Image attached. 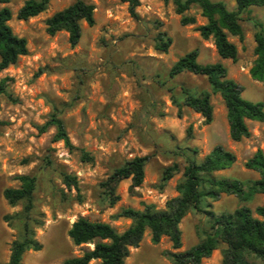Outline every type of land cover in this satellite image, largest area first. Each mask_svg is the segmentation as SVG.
<instances>
[{"label": "rangeland", "instance_id": "rangeland-1", "mask_svg": "<svg viewBox=\"0 0 264 264\" xmlns=\"http://www.w3.org/2000/svg\"><path fill=\"white\" fill-rule=\"evenodd\" d=\"M25 1L0 5L12 12L8 21L12 32L27 42V53L0 71V263L8 260L11 242L22 234L19 214L23 203L11 206L3 197L4 189L19 186L18 175L36 176L30 217L35 221L34 237L42 245L38 251H26L23 264H63L92 248V244L75 246L67 235L79 217L106 222L122 232L131 222L115 217L122 208L141 210L144 204L163 208L177 196L184 167L191 161L200 162L216 145L235 155L229 168L215 172L217 177L259 178L244 163L257 149L264 153V122L247 120L250 136L232 141L223 100L212 92L206 78L189 72L170 76L169 70L178 58L196 48L200 64L222 63L227 77L243 87L242 97L264 105V81L253 80L249 74L255 59V23L264 26V6H252L239 14L244 39L228 37L237 48L232 61L218 56L212 38H201L196 28L206 20L197 6L177 14L171 2L140 0L139 18L134 19L121 0H84L93 6L94 24L81 21L80 39L71 46L67 32L49 35L45 22L75 0H49L43 12L19 20L16 13ZM212 1L236 10L234 0ZM182 16L194 17L195 23L182 25ZM159 33L170 38L166 51L156 48ZM184 91L210 93L209 124L184 104ZM52 113L62 119L72 149L53 141V127L39 132L38 126ZM82 152L91 160H84ZM144 156L142 184L130 191V179L121 180L116 187L119 199L111 205L103 181L128 160ZM174 164L178 170L162 180L164 171ZM64 175L74 177L76 184L67 185ZM259 205H264L262 194L248 201L221 194L201 203L215 214L241 206L253 211ZM179 228V248L173 249L167 237L153 244L147 229L124 264H170L164 251L179 252L196 245L202 232L209 230L210 221L205 212L191 211ZM220 261L217 249L200 264Z\"/></svg>", "mask_w": 264, "mask_h": 264}, {"label": "trees", "instance_id": "trees-1", "mask_svg": "<svg viewBox=\"0 0 264 264\" xmlns=\"http://www.w3.org/2000/svg\"><path fill=\"white\" fill-rule=\"evenodd\" d=\"M127 3L130 16L138 19L136 8L140 0H121ZM171 2L177 14H183L192 6H197L206 22L196 28L201 38H212L216 52L220 58H237V48L229 41V36L244 39L239 14L252 6H264V0H234L236 10L230 11L222 1L212 0H162ZM9 0H0V5ZM49 0H26L18 9L16 18L27 20L43 12ZM11 10L3 6L0 8V71L17 62L20 56L27 53V42L23 37L15 35L8 21ZM87 25L94 24L93 6L84 0H75L66 8L54 13L46 19V32L54 35L59 31L68 33L71 46L77 44L81 36L80 22ZM182 25L194 24V17L182 16ZM254 54L255 59L249 70L253 80L264 81V26L255 23ZM170 38L164 33L158 34L156 48L166 51ZM196 48L178 58L169 70L170 76L183 72L204 76L214 93H218L226 108V119L229 137L238 142L250 136L246 121L264 122V105L262 102H252L242 97L243 87L233 79L227 77V70L220 62L200 64L197 61ZM184 104L204 118V123L212 121V105L210 93L201 92L199 95L184 91ZM53 127L55 132L53 141H62L68 149L73 145L69 139L64 123L57 114L49 115L48 120L38 126L39 132H45ZM264 134V133H263ZM84 160H91L89 155L82 152ZM147 157H134L123 165L115 168L103 181L104 192L110 202L114 204L117 184L124 179H130L129 190L139 187L144 179V167ZM235 162V155L216 145L198 163L191 161L183 170L182 178L176 185L177 196L166 201L163 208H156L153 204H144L141 210L130 207L122 208L115 217L130 219V225L122 232L116 231L110 224L100 221H90L84 217L77 218L67 231V235L75 246L92 244L79 256H73L63 261V264H89L92 260H100L101 264H124L130 249L136 248L142 240L145 231L150 232V241L157 244L162 237H167L171 247L181 246V231L179 223L191 211L205 212L210 221L208 231L202 232L199 242L184 251H164V256L170 264H200L212 252L220 249V264H264V205L257 206L253 211L241 206L232 212L215 214L202 208L201 203L207 199L216 200L221 194L234 195L241 201L250 200L255 194L264 196V153L257 149L245 161L246 169L259 174L258 179L239 180L236 178L217 177L215 172L229 168ZM178 170L177 165L168 167L162 180H167ZM19 186L3 190V197L11 206L23 203L19 214L22 223V234L14 239L10 245V255L6 262L0 264H23L22 257L26 251L41 249V243L34 237L30 217L33 208V193L36 188V176L31 174L18 175ZM67 185H75L74 177L64 175ZM7 218V217H6ZM40 223H37L39 225Z\"/></svg>", "mask_w": 264, "mask_h": 264}]
</instances>
